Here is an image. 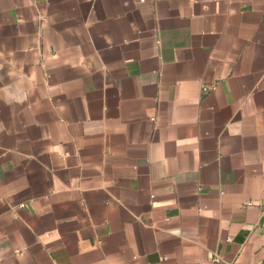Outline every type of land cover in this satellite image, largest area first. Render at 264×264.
<instances>
[{"label": "crops", "instance_id": "1", "mask_svg": "<svg viewBox=\"0 0 264 264\" xmlns=\"http://www.w3.org/2000/svg\"><path fill=\"white\" fill-rule=\"evenodd\" d=\"M0 264H264V0H0Z\"/></svg>", "mask_w": 264, "mask_h": 264}, {"label": "built area", "instance_id": "2", "mask_svg": "<svg viewBox=\"0 0 264 264\" xmlns=\"http://www.w3.org/2000/svg\"><path fill=\"white\" fill-rule=\"evenodd\" d=\"M214 261H216V262H217L218 260H217V259H215Z\"/></svg>", "mask_w": 264, "mask_h": 264}]
</instances>
